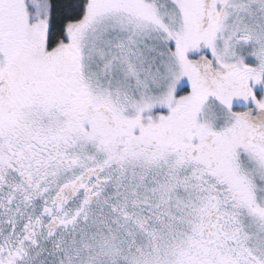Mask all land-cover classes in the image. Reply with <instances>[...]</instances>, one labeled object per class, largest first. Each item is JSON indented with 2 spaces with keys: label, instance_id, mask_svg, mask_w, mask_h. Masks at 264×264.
Masks as SVG:
<instances>
[{
  "label": "snow or ice",
  "instance_id": "snow-or-ice-1",
  "mask_svg": "<svg viewBox=\"0 0 264 264\" xmlns=\"http://www.w3.org/2000/svg\"><path fill=\"white\" fill-rule=\"evenodd\" d=\"M0 264H264V0H0Z\"/></svg>",
  "mask_w": 264,
  "mask_h": 264
}]
</instances>
